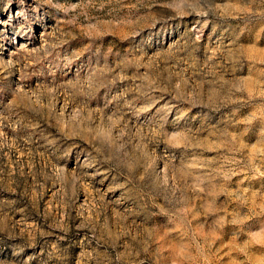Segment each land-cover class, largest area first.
Listing matches in <instances>:
<instances>
[{
	"label": "rangeland",
	"instance_id": "rangeland-1",
	"mask_svg": "<svg viewBox=\"0 0 264 264\" xmlns=\"http://www.w3.org/2000/svg\"><path fill=\"white\" fill-rule=\"evenodd\" d=\"M0 264H264V0H0Z\"/></svg>",
	"mask_w": 264,
	"mask_h": 264
}]
</instances>
